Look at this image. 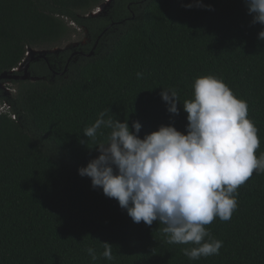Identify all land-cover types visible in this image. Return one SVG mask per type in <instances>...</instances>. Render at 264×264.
<instances>
[{"label": "trees", "instance_id": "16d2710c", "mask_svg": "<svg viewBox=\"0 0 264 264\" xmlns=\"http://www.w3.org/2000/svg\"><path fill=\"white\" fill-rule=\"evenodd\" d=\"M104 1L0 0V74L29 48L50 51L83 30L90 39L83 54L51 52L30 63L37 79L0 89V264H264V172L239 186L230 220L206 225L223 246L198 260L182 251L194 245L168 243L158 221L134 223L78 173L110 132L98 130L95 140L83 133L101 112L128 120L130 130L139 121L140 138L170 123L184 132L183 103L194 99L196 78L209 75L247 102L259 158L264 25L252 22L245 0H112L93 15ZM162 89H175L178 115L167 111ZM103 242L114 259L102 256Z\"/></svg>", "mask_w": 264, "mask_h": 264}, {"label": "clouds", "instance_id": "9594fccd", "mask_svg": "<svg viewBox=\"0 0 264 264\" xmlns=\"http://www.w3.org/2000/svg\"><path fill=\"white\" fill-rule=\"evenodd\" d=\"M245 2L252 22L264 25V0ZM197 6L205 5L197 0ZM258 38L264 40V29ZM142 77L138 72L137 78ZM193 88L194 99L183 103L184 132L170 123L140 138L139 121H133L130 130L128 120L105 119L101 112L83 133L95 140L98 130L110 132L106 142L96 145L99 155L78 173L89 177L94 189L116 199L134 223L151 226L158 221L165 225L161 231L168 243L194 245L182 251L190 260H198L219 254L223 242L206 225L217 217L231 219L237 189L254 170L264 172V154L255 155L260 139L248 118L246 101L211 75L196 78ZM160 95L167 111L178 115L175 89H162ZM103 247L102 256L114 259L111 244L103 242ZM87 252L92 260L98 259L92 247Z\"/></svg>", "mask_w": 264, "mask_h": 264}, {"label": "water", "instance_id": "95a60500", "mask_svg": "<svg viewBox=\"0 0 264 264\" xmlns=\"http://www.w3.org/2000/svg\"><path fill=\"white\" fill-rule=\"evenodd\" d=\"M112 0H105L98 8V12H101L105 9V7L109 6L110 2ZM96 13V14H97ZM95 15V14H94ZM51 53V51H44V52H39L36 49L29 48L26 52L25 59L14 69L9 72L5 71L0 74V82L1 80H18V79H28L33 77L30 76V63L34 61H38L39 59H44L45 61H48V57L46 56L47 54ZM93 54V50L88 55ZM34 80V79H33ZM1 86V85H0Z\"/></svg>", "mask_w": 264, "mask_h": 264}, {"label": "rangeland", "instance_id": "374dc122", "mask_svg": "<svg viewBox=\"0 0 264 264\" xmlns=\"http://www.w3.org/2000/svg\"><path fill=\"white\" fill-rule=\"evenodd\" d=\"M97 12H98V8L95 9L93 13L95 14ZM101 12H99V13H101ZM78 33H81V32L78 31ZM78 33L75 36H73L68 42L64 43L62 46H60L58 48H54V49H52L50 51L54 52L55 54H57L59 51H66V52H69V53H71V52L72 53L80 52L81 54H83V50H84V45L83 44H86L87 42H89L90 39H89L88 32L86 30L82 31V35L81 36ZM36 50L39 51V52H44V51L48 52L49 51V50H45V49H36ZM76 55H78V54H76ZM73 58H75V57H73ZM37 78L38 77H33V79H37ZM6 84L12 85L10 80H4L3 82H0V85H1L0 89L3 88L6 91ZM12 86H14V85H12Z\"/></svg>", "mask_w": 264, "mask_h": 264}, {"label": "flooded vegetation", "instance_id": "af4514ba", "mask_svg": "<svg viewBox=\"0 0 264 264\" xmlns=\"http://www.w3.org/2000/svg\"><path fill=\"white\" fill-rule=\"evenodd\" d=\"M83 45H84V44H83ZM83 45H82V46H83ZM79 53H80V52H79ZM75 54H76V53H72V52H71V56L69 57V60H70Z\"/></svg>", "mask_w": 264, "mask_h": 264}]
</instances>
